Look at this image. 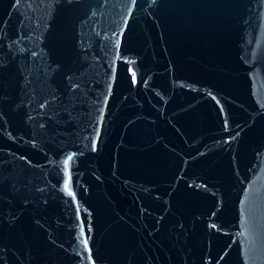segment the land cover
I'll return each instance as SVG.
<instances>
[{"label": "water", "instance_id": "water-1", "mask_svg": "<svg viewBox=\"0 0 264 264\" xmlns=\"http://www.w3.org/2000/svg\"><path fill=\"white\" fill-rule=\"evenodd\" d=\"M0 264H264V0H0Z\"/></svg>", "mask_w": 264, "mask_h": 264}]
</instances>
